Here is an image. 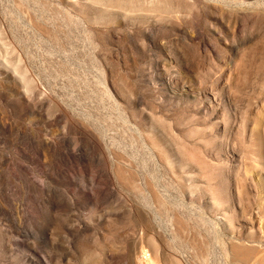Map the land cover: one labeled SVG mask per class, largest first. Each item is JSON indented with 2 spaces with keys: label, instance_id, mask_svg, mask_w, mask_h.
Masks as SVG:
<instances>
[{
  "label": "rangeland",
  "instance_id": "rangeland-1",
  "mask_svg": "<svg viewBox=\"0 0 264 264\" xmlns=\"http://www.w3.org/2000/svg\"><path fill=\"white\" fill-rule=\"evenodd\" d=\"M0 264H264V0H0Z\"/></svg>",
  "mask_w": 264,
  "mask_h": 264
}]
</instances>
